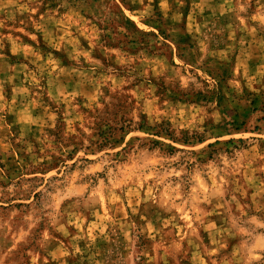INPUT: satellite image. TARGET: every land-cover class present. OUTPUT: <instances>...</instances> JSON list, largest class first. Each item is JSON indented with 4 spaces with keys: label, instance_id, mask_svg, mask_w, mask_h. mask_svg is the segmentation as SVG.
Masks as SVG:
<instances>
[{
    "label": "rangeland",
    "instance_id": "obj_1",
    "mask_svg": "<svg viewBox=\"0 0 264 264\" xmlns=\"http://www.w3.org/2000/svg\"><path fill=\"white\" fill-rule=\"evenodd\" d=\"M0 264H264V0H0Z\"/></svg>",
    "mask_w": 264,
    "mask_h": 264
}]
</instances>
